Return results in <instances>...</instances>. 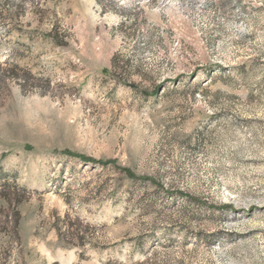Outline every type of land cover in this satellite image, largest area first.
Masks as SVG:
<instances>
[{"label":"rangeland","instance_id":"374dc122","mask_svg":"<svg viewBox=\"0 0 264 264\" xmlns=\"http://www.w3.org/2000/svg\"><path fill=\"white\" fill-rule=\"evenodd\" d=\"M0 264H264V0H0Z\"/></svg>","mask_w":264,"mask_h":264},{"label":"trees","instance_id":"16d2710c","mask_svg":"<svg viewBox=\"0 0 264 264\" xmlns=\"http://www.w3.org/2000/svg\"><path fill=\"white\" fill-rule=\"evenodd\" d=\"M74 232H75V234H76V230H75Z\"/></svg>","mask_w":264,"mask_h":264}]
</instances>
